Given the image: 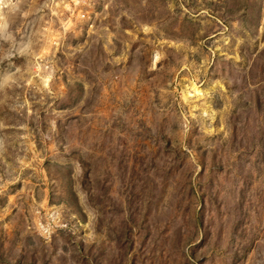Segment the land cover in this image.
Segmentation results:
<instances>
[{
  "label": "rangeland",
  "instance_id": "rangeland-1",
  "mask_svg": "<svg viewBox=\"0 0 264 264\" xmlns=\"http://www.w3.org/2000/svg\"><path fill=\"white\" fill-rule=\"evenodd\" d=\"M0 264H264V0H0Z\"/></svg>",
  "mask_w": 264,
  "mask_h": 264
}]
</instances>
